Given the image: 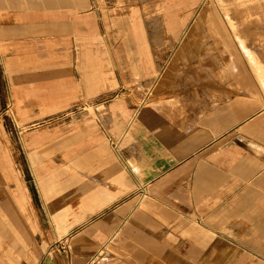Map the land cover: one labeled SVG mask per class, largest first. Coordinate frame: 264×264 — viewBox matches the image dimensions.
<instances>
[{"label": "crops", "instance_id": "obj_1", "mask_svg": "<svg viewBox=\"0 0 264 264\" xmlns=\"http://www.w3.org/2000/svg\"><path fill=\"white\" fill-rule=\"evenodd\" d=\"M118 1L0 0V107L19 125L0 119V264H264L262 82L231 55L220 90L139 102L153 37L183 41L203 0Z\"/></svg>", "mask_w": 264, "mask_h": 264}, {"label": "rangeland", "instance_id": "obj_2", "mask_svg": "<svg viewBox=\"0 0 264 264\" xmlns=\"http://www.w3.org/2000/svg\"><path fill=\"white\" fill-rule=\"evenodd\" d=\"M118 3L116 9L119 12L131 6H135L131 8L132 11L138 9L135 3L127 6L123 0ZM191 27L189 36L178 44L171 41L169 48L163 42L164 37H153L157 72L146 85L139 84V102L157 104L162 108L164 99L172 96L177 98L176 94L180 91L191 90L198 98L199 93L202 92L204 96L210 88L214 90L217 87L220 90L225 86L226 78L232 75V70L237 69L236 66L233 69L231 55L241 57L247 72L251 76L259 77L255 78L257 82H262H259V86L264 90V62L261 61L264 53L258 52V49H264V0H203ZM215 32L219 34L216 35ZM257 66L262 69L263 76L258 75ZM1 76L0 72V91L4 96ZM233 88L238 90L241 85L233 84ZM174 93L176 94L172 95ZM3 106L0 107V113L6 109L4 101ZM89 109L91 116L96 119L95 108L89 107L86 110ZM99 111L105 115V107H100ZM69 112L52 116L58 117L57 122L61 123L72 116L73 113L64 116ZM3 118L8 121L6 112L0 115V119ZM29 178L36 186L31 175Z\"/></svg>", "mask_w": 264, "mask_h": 264}, {"label": "built area", "instance_id": "obj_3", "mask_svg": "<svg viewBox=\"0 0 264 264\" xmlns=\"http://www.w3.org/2000/svg\"><path fill=\"white\" fill-rule=\"evenodd\" d=\"M0 64H1V58H0ZM93 106V104H88L85 103L79 107H76L75 110H86L87 108ZM11 106L7 105L6 106V113L8 115V118L10 120V123L12 125V128L14 129H19V125L17 124L16 119L14 118L12 112L10 111ZM72 112L70 111L69 113H66L64 116H68L69 114H71ZM58 121V117H48L47 119L40 121V122H36V123H32L30 125H28V129H37L46 125H50L54 122ZM72 235L68 234L65 235L61 238H59L55 243H53L48 251L46 252L45 255V259L49 262H52L55 260V256L59 253H63V254H70V247H71V238Z\"/></svg>", "mask_w": 264, "mask_h": 264}, {"label": "bare ground", "instance_id": "obj_4", "mask_svg": "<svg viewBox=\"0 0 264 264\" xmlns=\"http://www.w3.org/2000/svg\"><path fill=\"white\" fill-rule=\"evenodd\" d=\"M248 51V50H247ZM214 53H216V51H214ZM232 65H233V63H231ZM235 68V66H233V69ZM257 68L258 69H256L257 70V73H259L258 75H260L261 74V76H263V71H262V69L259 67V66H257ZM236 70V69H235ZM232 71H234V70H232Z\"/></svg>", "mask_w": 264, "mask_h": 264}]
</instances>
